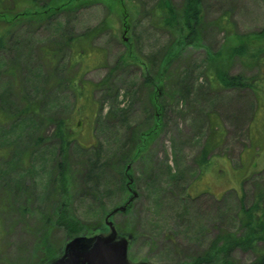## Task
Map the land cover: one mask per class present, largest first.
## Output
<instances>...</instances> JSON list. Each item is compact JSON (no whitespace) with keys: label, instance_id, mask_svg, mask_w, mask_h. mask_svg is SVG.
<instances>
[{"label":"rangeland","instance_id":"374dc122","mask_svg":"<svg viewBox=\"0 0 264 264\" xmlns=\"http://www.w3.org/2000/svg\"><path fill=\"white\" fill-rule=\"evenodd\" d=\"M169 1L180 11L185 0ZM109 3L59 14L42 24L39 18L19 24L11 31L8 50L0 51V103L9 116L0 123V264L59 259L74 239H67L58 224L63 208L94 228L79 237L108 236L111 222L118 239L129 241L132 263L207 264L200 258L214 252L223 232L243 233L240 206H250L264 185V138L258 142L249 134L255 96L211 86L204 70L209 52L218 54L233 44L219 27L224 19L235 35L264 47V0H202L199 43L170 60L167 51L180 35L165 25V0ZM13 18L0 16L5 22ZM70 35H85L86 44L73 53L61 50L58 63H45L44 51ZM168 60L162 84L166 112L156 129L143 75L146 66L156 75ZM215 62L230 75L258 74L239 60ZM78 76L93 85L112 81L93 91L83 126H75L80 135L70 146L69 171L50 120L72 119L77 88L69 80ZM34 98L42 110L23 115ZM213 122L223 131L211 164L201 173L198 161ZM154 129L157 135L145 139ZM96 161L103 176L93 183H100L99 189L91 190L85 174ZM63 174L66 188L61 186ZM122 207L124 212L114 213ZM261 252L264 240L256 250H234L228 260L251 264ZM216 264H223L220 257Z\"/></svg>","mask_w":264,"mask_h":264},{"label":"trees","instance_id":"16d2710c","mask_svg":"<svg viewBox=\"0 0 264 264\" xmlns=\"http://www.w3.org/2000/svg\"><path fill=\"white\" fill-rule=\"evenodd\" d=\"M110 1L112 0H0V16L14 15L12 21L5 22L0 20V51L6 52L8 50L9 42L13 39L11 31L19 24H28V22L34 18H39L40 20L38 21L42 24L44 21H51L59 14L63 15L65 13L76 12L81 8L89 7L99 2L110 4ZM165 4L168 9L165 13V25L180 35L177 44L167 51V54H170V60L175 55L179 56L185 47L199 43L201 30L204 26L203 7L202 0H185L180 11H175L169 0H165ZM219 27L231 35V43L233 44L224 50V52L218 54L209 52L208 61H206L204 69L205 75L211 86L219 87L224 90H245L251 92L253 96H255V106L254 110H252L254 112L251 117L249 134L252 132V135H250L251 139H256L260 142L264 138V47H257L254 43L247 41V39L235 35L228 19H224ZM84 37L86 38L85 35L78 37H76V35H70L66 37L65 40L63 39L55 49H50L48 47L42 55L44 62L51 64L58 63L61 50H70L73 53L77 45L83 48L82 45L86 44ZM17 46L16 44L12 45L13 48ZM82 54L83 52L81 51L78 53V56L82 58ZM216 59H227L228 62L233 59L239 60L245 67L257 69L259 75L257 74V76H252L250 78L242 75H230L228 69L216 64ZM169 60L165 62V65L162 66V69L159 70L156 75L150 72L149 66H146L147 73L143 75L145 78L144 86L150 89L148 100L150 106L153 108L154 115L152 114V121L156 129L161 122L162 112H166V102H162V99L165 100L162 92V84H165L164 73H166V69L170 65ZM229 64H231V62ZM119 65H122L120 61ZM89 68H93V66H86V69ZM56 69L57 68H55V70ZM110 81H112L111 78H107L99 84L93 85L92 83L85 82L81 76L71 78L69 82L77 88V103L73 110V117L72 119L50 120L56 126L55 134L57 135V141L62 156H64L62 161L63 163H65V161L67 162L69 171L70 146L72 147V143L80 135L79 131L75 130V126L79 128L83 126L82 119L85 117V113H88V108H90V104L88 105V103H90L93 91L97 87L103 88L108 86ZM118 94V91H116L114 95L116 100ZM39 101L38 98H34V102H27L23 108V115H38L40 113L39 110H42V108H39ZM0 109V123H3L4 119L9 118V116L4 111L5 109H3L2 103H0ZM91 109L93 108L91 107ZM117 110L118 109L115 108L114 112H117ZM76 119L78 120L75 124L74 120ZM210 122H212V120ZM213 123L210 127V133L201 156L199 157L200 160L198 161L201 173L211 164L209 160L211 152L218 143L219 135H222L223 131L222 127L219 126V128L216 126L219 124L214 123L215 125H213ZM218 128L219 130H216ZM157 133L158 132L154 129L145 134L144 137L147 139V137L152 135L155 136ZM140 140L141 137H139V141ZM143 148H140V150ZM262 148L263 146L261 144L260 149ZM88 149L92 148H86L85 151ZM98 162L99 161H96V164L92 165L94 166L92 170L88 168L87 171L90 172L85 174V183L86 185L92 184L91 190L99 189L100 183H93H95V178L99 179L103 176L100 172L101 168L97 167ZM61 167L64 169V165ZM61 186L64 188L68 186V178L64 174L62 176ZM237 218L239 227L243 230V233L237 235L233 232H223L213 244L212 251L214 252L200 258L203 262L207 264H216L220 257L223 264H231L228 259L234 250H256L257 242L264 240V185L258 188L250 206H245L243 203L241 204ZM49 222L48 220L47 223ZM58 224L66 231L67 239L87 234L94 229L85 227L82 223L75 221V219L72 218L71 211L65 208L61 209L59 212ZM48 230H50V228H48ZM44 246L47 252L51 251L50 248H47V244H44ZM257 254L256 260L251 264H264V252Z\"/></svg>","mask_w":264,"mask_h":264},{"label":"water","instance_id":"95a60500","mask_svg":"<svg viewBox=\"0 0 264 264\" xmlns=\"http://www.w3.org/2000/svg\"><path fill=\"white\" fill-rule=\"evenodd\" d=\"M125 210L126 207H122L114 213ZM108 226L111 229L108 236L74 238L66 245L63 255L52 264H135L128 258L129 241L126 238L118 239L117 231L111 222H108Z\"/></svg>","mask_w":264,"mask_h":264}]
</instances>
